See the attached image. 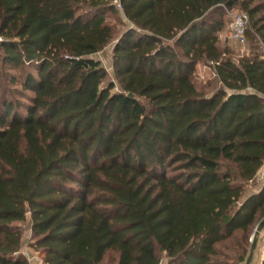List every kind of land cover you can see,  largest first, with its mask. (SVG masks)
Instances as JSON below:
<instances>
[{
	"label": "trees",
	"instance_id": "obj_1",
	"mask_svg": "<svg viewBox=\"0 0 264 264\" xmlns=\"http://www.w3.org/2000/svg\"><path fill=\"white\" fill-rule=\"evenodd\" d=\"M235 6L264 45V0H0V264H31L22 222L41 264H244L264 55L221 46ZM111 42L116 83L93 57Z\"/></svg>",
	"mask_w": 264,
	"mask_h": 264
},
{
	"label": "rangeland",
	"instance_id": "obj_2",
	"mask_svg": "<svg viewBox=\"0 0 264 264\" xmlns=\"http://www.w3.org/2000/svg\"><path fill=\"white\" fill-rule=\"evenodd\" d=\"M241 11L242 10L239 9L238 6H235L227 11V14L225 15V21H226L225 28L219 33L221 46L227 47L229 49L231 56L234 59H239L240 57H243V56H250L251 54L255 52L264 55V45L262 44L261 40L255 41L253 43L247 40L245 45L241 46L231 38L230 36L231 20L234 15L241 13ZM113 22L117 24L118 31L124 27L121 24V19L119 18L115 20L113 19ZM127 23L128 22L126 21V24ZM111 51H112V42L108 44L105 48H103L101 51L95 53L93 57L100 59L102 65L106 68L108 72L107 79L114 81L116 83V76H115V72L113 69ZM4 69L5 68L0 69V74H1L0 82L8 85L7 81L4 78ZM215 78H216L215 74L213 73V70L208 63L200 62L196 64L195 70L193 72V80L205 92H209L219 86V83H217ZM117 87L118 86H116V89ZM252 187H247V189L249 190ZM21 225H22L21 228L23 231V242H22L23 246L29 245L31 239H30V229L28 228L29 227L28 223L22 222ZM258 225H259V222L256 223L252 228V235L248 242V253H249V250L254 240H256V244L262 243L261 234L264 233V228H262V230H260V232H258L254 236V233L256 232ZM237 236H240V235H237ZM258 253H259L258 250H256L254 254V261L258 258ZM228 257L229 256L221 257L220 255H217L215 259L218 261L224 260V262L226 263H231V260ZM117 258H118V252L115 250L109 249L103 254L102 258L100 259L99 264H116ZM31 261H32V264H38L39 262L37 261L35 257L33 258L32 256H31ZM160 264H166L165 257H163Z\"/></svg>",
	"mask_w": 264,
	"mask_h": 264
},
{
	"label": "built area",
	"instance_id": "obj_3",
	"mask_svg": "<svg viewBox=\"0 0 264 264\" xmlns=\"http://www.w3.org/2000/svg\"><path fill=\"white\" fill-rule=\"evenodd\" d=\"M112 2L120 8V0H112ZM248 23V14L241 12L234 15L231 21V38L239 45L244 46L246 43L245 30ZM262 253L264 256V233L262 234Z\"/></svg>",
	"mask_w": 264,
	"mask_h": 264
},
{
	"label": "crops",
	"instance_id": "obj_4",
	"mask_svg": "<svg viewBox=\"0 0 264 264\" xmlns=\"http://www.w3.org/2000/svg\"><path fill=\"white\" fill-rule=\"evenodd\" d=\"M263 178H264V163L260 167V169H259V171L257 173L256 185H254V187H252L251 189H249L246 192V194H249L252 191L257 190L260 187V185H261V183L263 181ZM262 234H261V238H262ZM21 250L28 257V259L30 260L31 264H32L31 256L33 258L35 257L37 259V261H39L38 264H41V258L39 257L38 252L35 251L32 247H30L29 245L23 246V243H22ZM256 250H258L259 253H258V258L254 261V254H255ZM263 259H264V256H263V253H262V243H258V244L255 245V248H254V251H253V255H252V259H251L250 264H262V260Z\"/></svg>",
	"mask_w": 264,
	"mask_h": 264
},
{
	"label": "water",
	"instance_id": "obj_5",
	"mask_svg": "<svg viewBox=\"0 0 264 264\" xmlns=\"http://www.w3.org/2000/svg\"><path fill=\"white\" fill-rule=\"evenodd\" d=\"M128 95H130V96H132V97L135 96V95H134L133 93H131V92L128 93ZM262 228H264V218L259 222L258 228H257L256 232L254 233V236H255L258 232H260V230H262ZM255 245H256V240L253 241L252 246H251V248H250V250H249V253H248V255H247V258H246L244 264H250L251 259H252V255H253V251H254V248H255Z\"/></svg>",
	"mask_w": 264,
	"mask_h": 264
}]
</instances>
